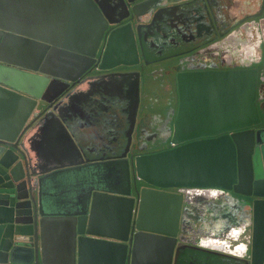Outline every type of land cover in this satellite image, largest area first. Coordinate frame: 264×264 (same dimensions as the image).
Instances as JSON below:
<instances>
[{"label":"water","instance_id":"water-1","mask_svg":"<svg viewBox=\"0 0 264 264\" xmlns=\"http://www.w3.org/2000/svg\"><path fill=\"white\" fill-rule=\"evenodd\" d=\"M111 22L97 0H0V264H170L175 244L187 245L188 194L203 188L241 196L230 195L251 228L241 259L264 264L255 68L176 74L170 147L130 159L133 181L150 187H92L67 209L46 196L51 167L35 136L43 102L50 106L94 62L111 69L139 60L132 23L109 30ZM146 247L157 259L145 258Z\"/></svg>","mask_w":264,"mask_h":264},{"label":"flooded vegetation","instance_id":"flooded-vegetation-1","mask_svg":"<svg viewBox=\"0 0 264 264\" xmlns=\"http://www.w3.org/2000/svg\"><path fill=\"white\" fill-rule=\"evenodd\" d=\"M97 1L114 20L109 24V30L128 21L132 23L139 60L133 65H118L111 69H99L94 62L77 82L68 81L65 92L50 106L43 102V108L46 107L43 119L54 108L65 116L77 141L78 155L83 159L75 163L76 153L71 151L69 157L75 166L66 172L71 174L72 180L82 181L79 193L83 185L89 186L92 181H117L118 187L124 191L130 189L132 193L134 187L151 186L137 179L133 181L130 159L131 156L170 147L169 136L178 101L176 74L180 71L255 68V100L261 123L252 128H264V0H188L184 3H178V0ZM168 1L174 3L167 5ZM245 17L252 18L242 21ZM162 63L164 67L150 68ZM165 64L171 65L174 89L166 79L169 75ZM147 80L151 81L148 90ZM155 80L158 86L154 85ZM152 85L154 88L150 90ZM157 88L164 91L163 96L155 93ZM148 92L155 93L153 98ZM106 99H110L108 104ZM144 100H147L146 104ZM89 117L95 123L78 130L75 121ZM53 155L57 159L65 153ZM71 165L67 166L73 168ZM61 172L65 173V170ZM48 180V173H45V181ZM230 195L241 199L231 191L214 188L189 192L188 205L181 220V237L187 245L175 250V244L170 264H245L241 259L249 251L245 243L230 249L215 239L224 233L223 230L230 233L232 224L238 227L235 231L244 223L248 224V215ZM212 199L223 200L225 209L219 211L213 220L205 217L195 220L196 209L192 202L209 201L210 208L218 209L211 203ZM194 245L206 250L196 249ZM147 248L145 258L157 259L150 257L151 249ZM162 257L159 256L158 260L165 259Z\"/></svg>","mask_w":264,"mask_h":264},{"label":"crops","instance_id":"crops-1","mask_svg":"<svg viewBox=\"0 0 264 264\" xmlns=\"http://www.w3.org/2000/svg\"><path fill=\"white\" fill-rule=\"evenodd\" d=\"M109 100H105L106 104L110 102ZM93 108H95V106ZM57 116L58 117L49 115L42 122V124L40 122L41 126L39 124L40 127H38L39 129L37 128L35 136L38 151L47 159H50L47 165L51 167V170L49 171L51 174L49 176V180L46 181V196L55 204L59 205V207L67 209L74 204L81 202L84 199V196L87 194V191L92 187L112 188L117 185V181H103L104 183L102 181H92L89 182V186L83 185L84 187L81 193H79V189L82 188L80 187L79 183L82 181H77L76 178L75 180H72L73 178L71 177V174H68L66 171H68V169H74L76 161H81L80 158L82 157L78 155L80 153L79 147L76 139L73 137L74 135L72 134L69 127L70 125L66 123L65 116L61 114ZM74 120L75 119H73V121ZM92 120L93 118L90 117L81 121L76 120L75 126L78 130L86 129L91 123H95L94 120L93 122ZM109 121L112 120L109 119ZM71 151L76 153V155L74 154L75 163H71L72 159L69 157ZM58 152H64L65 156L54 159L56 157L53 154ZM58 161H62L64 164L56 165L55 163ZM67 165H71L73 168ZM61 169L65 170V173H62ZM208 202L209 201L201 202L200 200L192 202L194 209H196L194 214L195 220L200 221L203 219V217H205L207 220H213L216 215H219V211L225 209L224 205H222L223 200H211V203L214 206H218V209L215 210L209 207ZM236 227L237 226L235 224H232V226L229 228L230 233H225L223 230L224 233L222 235L224 236L221 235L220 237H216V242L218 241L220 243H225L224 245L228 247L230 246V249L239 247L245 243L248 250L251 232L250 225L247 224L243 229H238V231L234 230ZM208 234L209 233H206V235ZM211 235L214 234L211 233Z\"/></svg>","mask_w":264,"mask_h":264},{"label":"rangeland","instance_id":"rangeland-1","mask_svg":"<svg viewBox=\"0 0 264 264\" xmlns=\"http://www.w3.org/2000/svg\"><path fill=\"white\" fill-rule=\"evenodd\" d=\"M188 0H178V3H184V2H187ZM200 2H203L202 0H200ZM174 3V2H173ZM252 17H245V19H243L242 21H247V20H250ZM242 21H240V22H242ZM164 64L162 63V64H160V65H156V66H152V67H150V68H153V67H155V68H158V67H164L163 66ZM165 70H166V72H167V74L169 75V76H166V79H168V80H170V88L171 89H174V81H173V78L170 76V66L171 65H169V64H165ZM172 73H173V71H172ZM151 83V81L150 80H147L146 82H145V84H146V90H148L147 88L149 87V84ZM155 84L154 85H156V86H158V81L157 80H155V82H154ZM153 88H154V86L152 85L149 89L150 90H153ZM155 93H159L158 95H160V94H162V96L164 95V91L162 90V89H160V88H157V90L155 91ZM155 93H153V94H155ZM153 94H150L149 92H148V95L149 96H151V98H153ZM161 96V97H162ZM144 103L146 104L147 103V100H144ZM52 111H53V113H54V115H58L57 114V110H55L54 108L52 109ZM45 119V118H44ZM44 119H42V121L44 120ZM42 121H41V123H42ZM40 126H41V124H40ZM39 126V127H40ZM39 129V128H38ZM135 138H137V134L135 135ZM56 165H62V164H64L62 161H58L57 163H55Z\"/></svg>","mask_w":264,"mask_h":264},{"label":"trees","instance_id":"trees-1","mask_svg":"<svg viewBox=\"0 0 264 264\" xmlns=\"http://www.w3.org/2000/svg\"><path fill=\"white\" fill-rule=\"evenodd\" d=\"M166 4H167V5H171V4H173V1H168ZM145 7H146V8H149L148 6H145ZM242 211L245 212L246 215H247L246 209H243ZM247 223H248V222H247ZM245 225H246V223H244L243 225H241V228H242L243 226H245Z\"/></svg>","mask_w":264,"mask_h":264}]
</instances>
